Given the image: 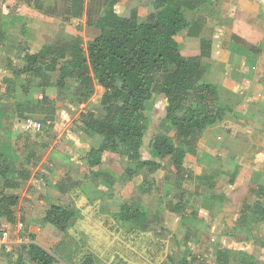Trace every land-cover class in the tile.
<instances>
[{"label":"rangeland","instance_id":"1","mask_svg":"<svg viewBox=\"0 0 264 264\" xmlns=\"http://www.w3.org/2000/svg\"><path fill=\"white\" fill-rule=\"evenodd\" d=\"M101 1L86 0L91 8H101ZM150 2L123 0L122 4L113 6L115 3L107 0L105 8L112 6L124 17L137 9L142 21L149 12ZM5 7L0 5V155L10 164V179L21 186L15 190L6 189V180L0 176V192L19 197L18 221L26 224L30 242L50 251L58 264H82L87 257L94 258L97 264H182L184 260L189 264H224L217 260V252L223 249L233 252L228 264H243L241 250L249 249L248 243L243 242L248 232L254 233L249 229L236 231L232 228L241 214L243 187L236 188L230 182L235 165L224 160L229 152L222 150L226 147L224 142L233 141L232 160L238 161L241 155L242 159H247L243 164L247 173L254 174L256 163L260 162L257 159L262 158L259 154L264 151L255 145L256 142L264 143V73L256 69L257 76L251 81L250 89L243 87V94L240 91L221 92L223 88L220 87L223 101L216 107L221 108L226 103L227 113L225 110L217 125L189 140L177 137L167 117L168 102L163 88L156 85L153 98L145 108L148 129L142 159L155 162L157 166L146 168L129 180L125 170L133 163L127 158L117 161L114 155L105 152L97 167L92 169L89 165V153L99 149L100 144L99 138L85 132L83 116L104 114L102 102L106 90L96 85L94 94L83 101L76 81H68L62 90L57 87L58 72L48 73L49 78H44L47 82L32 75L15 74L14 70L24 66L18 56L20 45L26 43L38 50L37 45H57L59 39H37L26 26L29 18L21 29L18 24L14 28L16 19L7 18ZM196 7L183 10L192 29L177 37L187 57L197 52L194 50L199 49V40L216 41L220 45L225 41L226 45L236 36L243 38V30L247 34L245 29L257 30L264 37V27H261L264 22L256 23L243 11L234 10L233 0H205L199 9ZM6 23L14 27L6 28ZM84 24L76 20L75 25L66 27L65 40L80 35L87 43L90 39L87 29L91 28ZM79 25L81 27H75ZM7 33L12 34V39L17 36L16 41L9 42L5 37ZM234 47L238 49L239 45ZM207 72L203 78L205 83L219 82ZM7 79L11 83H6ZM157 79L156 84L160 76ZM29 120L45 124L43 132L31 134L16 129L17 125ZM225 121L230 122L223 125ZM160 135L169 137L173 145L186 151L181 172L175 174L169 162L161 161L154 154L152 142ZM213 141H217L214 146ZM247 185L249 187H244L250 193L247 201L253 202L259 185L254 187L252 180ZM52 206L74 212L66 237L45 221ZM124 206L152 216L149 232L143 233L123 219ZM0 225L9 226L10 231L14 229L6 220ZM255 231L254 239L261 242L256 245L261 247L251 248L260 259L258 263L264 264V224H257ZM22 247L14 246L12 251L0 252V264H34L28 255V245ZM222 261L227 263V259ZM246 262L249 264L250 260Z\"/></svg>","mask_w":264,"mask_h":264},{"label":"trees","instance_id":"2","mask_svg":"<svg viewBox=\"0 0 264 264\" xmlns=\"http://www.w3.org/2000/svg\"><path fill=\"white\" fill-rule=\"evenodd\" d=\"M204 3L205 0H151L149 12L142 21L137 9L132 10L129 17H124L112 6H104L91 24L99 30L93 40L84 43L79 35L75 39H64L57 45L46 44L38 53H32L28 45L22 44L18 56L24 66L14 72L32 75L43 82H47L44 78H49L48 73L58 72L57 87L62 90L68 81H76L83 101L94 94L96 85L104 88V114L83 116L85 132L99 138L100 144L99 149L89 153V165L92 169L97 167L105 152L114 155L117 161L127 158L133 166L125 170L126 176L132 180L140 171L157 166L155 162L142 159L143 141L148 129L145 108L153 98L156 85L163 88L168 102L167 117L178 138L189 140L223 119L225 109L216 107L219 102L217 87L203 81L206 74L203 58L209 56V41L202 40L200 52L191 57L184 55L177 41L181 32L192 29L183 10L196 6L199 9V5ZM16 11L18 9L14 6L9 13ZM158 76L160 80L156 84ZM5 82L11 83V80ZM44 100L49 101L48 97ZM152 150L158 159L170 163L175 174L183 170L187 153L173 145L169 137H156ZM10 171L6 157L0 155V176L6 180L5 188L18 189L21 185L10 179ZM18 207L17 195L1 191L0 223L6 220L9 225H15L19 218ZM73 215L74 212L52 206L45 221L66 237L73 224ZM121 216L143 232L152 225L146 212L134 211L128 206L122 208ZM239 227L235 230H243ZM245 229L252 232L251 225ZM248 235L250 240L254 237L249 232ZM27 245L29 258L34 264H58V259L44 247L34 242ZM241 252L243 264L247 260H250L249 264H259L255 257ZM232 254V250H219L217 260L225 264L222 260L227 259L228 264ZM82 264L95 262L92 257H87ZM182 264L189 262L184 260Z\"/></svg>","mask_w":264,"mask_h":264},{"label":"crops","instance_id":"3","mask_svg":"<svg viewBox=\"0 0 264 264\" xmlns=\"http://www.w3.org/2000/svg\"><path fill=\"white\" fill-rule=\"evenodd\" d=\"M106 1L107 0L101 1L102 9L96 7L95 8L89 7L86 0H1L0 5L2 6L6 5L5 9L3 10L7 11L8 14V15L6 14L7 18H10V20L11 18L16 19V21L14 22L15 27L11 23H6L5 25L6 28H10V29H12L13 27L17 28L18 25H19L18 27L20 26L22 27V25H24L25 23V19L29 18V22L27 21L26 26L29 27L30 29L29 33L36 35L37 39L44 40L40 38L55 37L59 39L57 40V42L59 41L63 42L65 39L64 29L72 24L75 25L77 20L80 21L81 24L85 22L84 25L88 26V28L89 27L91 28V29H87V32H89L88 37L90 38L89 40H87L88 42L93 40L99 34V30L91 24L95 22L98 15L103 11ZM233 1L235 2L234 10L243 11L244 14H247L249 18L256 23L264 22V0H233ZM110 2L115 3L113 4V6H115L116 4L117 5L122 4L123 0H110ZM14 6L17 7L18 11H16V13L14 14L9 13V10H12V7L14 8ZM27 7H30V9H28ZM115 11L118 13L117 9ZM31 13L32 16H30ZM263 25L261 24L262 28L264 27ZM75 27L78 28L81 27V25ZM245 27L248 26L245 25ZM245 30L247 31V34L245 35L243 30V38L242 35L240 36L239 32H237L236 35L239 36H236V39L232 38L230 42H228V44L226 45L224 44L225 41L223 42V45L217 44L218 42L216 41L212 43L210 42L209 43L210 47L207 50V52H209V56L203 58L205 71L206 72L208 71L207 72L208 74L212 75L213 77H216V80L218 79V81L220 82L219 83L217 81H213L214 83H211L215 85L218 89L220 102L223 101L220 95V87L223 88V91L221 92L225 91V93H228V92L240 91L243 94V87H245L246 89H250L249 87L252 84L251 81H253V78L257 76L256 69H259L261 73H264V41H262L264 37L258 34L257 30H251V29L250 30L245 29ZM230 35H231L230 37L233 36L232 31H230ZM5 37H8L9 42L11 40L16 41L17 39L16 38L17 36L14 39H12L11 33L9 34L7 33ZM199 41H200L199 49L198 50L195 49L194 51L200 52L202 42L201 40ZM46 44L47 43H43L42 45H37L39 46V49L35 50V48L33 47L31 48L30 45L24 43V45H28L30 47L32 53H38ZM236 44L239 45L238 49H235L234 47V45ZM259 45L261 46L263 45V46L260 47ZM16 51L17 50H15V52ZM247 53H252V55L248 56ZM217 68H222L225 70L221 72ZM225 107L227 108L226 103L225 105L223 103V105H221V108L225 109ZM226 113L227 110L225 114ZM229 122L230 121H225L223 125H226ZM218 127H214V128H218ZM44 129H45V124H44ZM214 136L217 137V133H214ZM232 142L233 141L224 142L226 147H224L222 151L229 152V156L227 158H224V160L229 161L233 165H235L234 170L231 172L230 182L232 184L234 183L236 188L238 186L243 187V204H242L241 214L237 222H235V224L232 226V228H237L240 226L239 228L242 227L244 230L245 228H248L249 225H251L252 232L255 235L256 225L261 223L264 224V211L261 209L264 208V183H263L264 182V151H262L261 154H259V156L261 155L262 158L260 160L257 159V162L259 161L260 162L256 163V166L254 168L255 170H253L255 171L254 174L253 173L250 174L247 173V168L243 167V164L247 161V159H245L244 157L242 159V156L240 155L238 161L234 162L232 160L233 159L232 157L235 154V149L233 148L234 145ZM211 144L212 146H214L217 144V141H213L211 142ZM256 144H258L257 146L258 149L260 148L264 150V143L256 142L255 145ZM238 165H240V167ZM250 180L255 182L254 187L259 185L256 188L254 195L255 200L253 202L247 201V197H249L250 193L246 188H244V187H249L247 184L248 181ZM172 211H176V210L173 209ZM147 214L148 216L151 217L150 220L152 223V216L149 213ZM155 219L158 220L157 216H155ZM26 222L30 224L28 221ZM135 228L138 229L136 226ZM150 228L144 232L139 229L138 230L143 233H146L149 232ZM228 235L230 236V234ZM246 236L249 235L247 234ZM262 242H264V240H262ZM243 243H248L249 249L244 250L243 248V250L241 249L240 250L255 257L256 260H260L254 254L253 248L251 247H255V246L261 247L259 245H256V243L258 244L261 242H259L258 239H254L253 237L251 240L247 238V240H245V242ZM10 250L12 251V247L9 249V251ZM225 250H229V249H225ZM95 264L97 263L95 262Z\"/></svg>","mask_w":264,"mask_h":264},{"label":"built area","instance_id":"4","mask_svg":"<svg viewBox=\"0 0 264 264\" xmlns=\"http://www.w3.org/2000/svg\"><path fill=\"white\" fill-rule=\"evenodd\" d=\"M16 129L24 133L38 134L43 132L44 124L38 120H29L25 121L21 125H17ZM13 228V231H10L9 226H6L5 230L3 227L0 230V252L9 251V249L14 246L21 248L25 244L30 243L25 223L18 221Z\"/></svg>","mask_w":264,"mask_h":264},{"label":"water","instance_id":"5","mask_svg":"<svg viewBox=\"0 0 264 264\" xmlns=\"http://www.w3.org/2000/svg\"><path fill=\"white\" fill-rule=\"evenodd\" d=\"M3 229L5 230V229H6V227L4 226V227H3Z\"/></svg>","mask_w":264,"mask_h":264}]
</instances>
